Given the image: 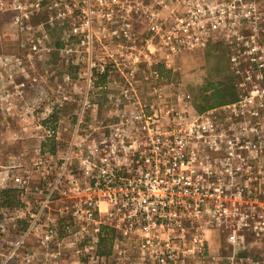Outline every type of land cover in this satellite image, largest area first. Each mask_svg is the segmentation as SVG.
<instances>
[{
  "label": "built area",
  "instance_id": "obj_1",
  "mask_svg": "<svg viewBox=\"0 0 264 264\" xmlns=\"http://www.w3.org/2000/svg\"><path fill=\"white\" fill-rule=\"evenodd\" d=\"M3 8L17 23L67 26L65 38L84 47L65 50L88 55L90 85L115 70L132 78L146 72L158 80L164 68L176 70L172 62L183 49L205 45L211 37L231 41L244 91L236 101L196 116L166 104L188 101L189 93L170 100L156 94L147 103L133 86L136 81L125 75L117 100L136 108L111 131L75 134L73 146L81 148L74 157L72 216L79 223L73 236L89 237L83 250L96 263L104 261L99 246L106 227L118 237L136 239L140 259L153 264H175L203 249L204 232L224 226L226 215L236 220L237 231L240 192L225 195L222 185L264 184V0H0ZM102 40L117 45H105L103 54L127 57V63L95 59V42ZM159 56L164 65L154 61ZM244 61L248 64L241 69ZM163 121L168 124L162 126ZM162 185L174 186L163 194ZM250 210L264 218L262 209L252 205ZM65 228L72 232L70 224ZM55 233L47 229L43 241Z\"/></svg>",
  "mask_w": 264,
  "mask_h": 264
},
{
  "label": "rangeland",
  "instance_id": "obj_2",
  "mask_svg": "<svg viewBox=\"0 0 264 264\" xmlns=\"http://www.w3.org/2000/svg\"><path fill=\"white\" fill-rule=\"evenodd\" d=\"M67 30L62 25L17 23L6 8L0 9V264H153L140 259L136 239L118 237L112 228L103 232L101 263L90 261L83 250L89 237L73 236L79 223L72 216L75 191L71 181L74 157L81 148L73 146L75 134L86 137L90 131H111L136 106L117 100L123 96L121 83L129 76L127 71L104 73L90 85L89 57L66 52L67 45L84 47L77 39L67 40ZM260 42L264 44V32ZM110 43L95 42L99 51L95 59L127 63V57L103 54L107 44L112 49L117 46ZM233 54L231 41L211 37L205 45L183 49L172 62L176 70L164 68L161 79L147 78L146 72L129 77L147 103L156 94L170 100L189 93L188 101L166 104L196 116L234 102L243 93L244 76L237 72ZM141 59L144 65L149 63L147 56ZM158 59L164 65V58L154 61ZM247 64L241 62V69ZM167 124L163 121L162 126ZM162 186L165 192H160L169 194L174 185ZM222 186L225 195L240 192L236 197L239 228L235 231L236 220L226 215L228 228L224 224L206 230L205 247L175 264H264V218L250 210L253 205L264 214V184ZM180 209L187 211L184 204ZM68 224L71 233L65 228ZM51 227L56 233L44 242L43 235ZM103 239L107 240L103 243ZM104 251L110 252L108 261ZM54 252L60 255L52 256ZM34 253L39 256L33 261L25 259Z\"/></svg>",
  "mask_w": 264,
  "mask_h": 264
},
{
  "label": "trees",
  "instance_id": "obj_3",
  "mask_svg": "<svg viewBox=\"0 0 264 264\" xmlns=\"http://www.w3.org/2000/svg\"><path fill=\"white\" fill-rule=\"evenodd\" d=\"M221 103H223L222 100H221ZM105 240H107V239H103V243H104ZM103 254H106V256H107V261H108V260H109V255H108V254H110V252H105V251H104Z\"/></svg>",
  "mask_w": 264,
  "mask_h": 264
}]
</instances>
